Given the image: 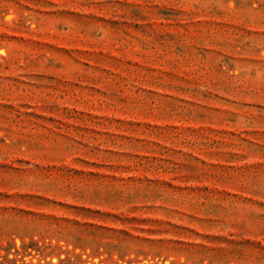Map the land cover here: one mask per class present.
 Returning a JSON list of instances; mask_svg holds the SVG:
<instances>
[{
	"label": "rangeland",
	"instance_id": "374dc122",
	"mask_svg": "<svg viewBox=\"0 0 264 264\" xmlns=\"http://www.w3.org/2000/svg\"><path fill=\"white\" fill-rule=\"evenodd\" d=\"M0 264H264V0H0Z\"/></svg>",
	"mask_w": 264,
	"mask_h": 264
}]
</instances>
